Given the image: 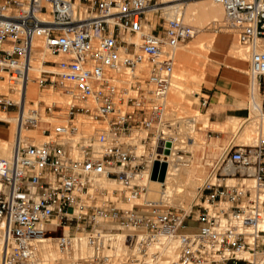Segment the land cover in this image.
Here are the masks:
<instances>
[{"label":"built area","instance_id":"2783aa9c","mask_svg":"<svg viewBox=\"0 0 264 264\" xmlns=\"http://www.w3.org/2000/svg\"><path fill=\"white\" fill-rule=\"evenodd\" d=\"M180 1L190 0H0V80L20 86L17 99L0 93V109L16 115L12 155L0 156L1 264H58L40 260V246L65 251L80 239L93 253L70 264H264V138L231 141L189 211L143 198L134 181L148 160L127 137L155 128L156 157L170 147L161 127L170 124L173 51L197 34L170 14ZM214 1L241 43L264 39V0ZM37 38L61 59L43 60L35 81L72 98L65 114L57 101L28 99ZM250 73L264 93V50L251 53ZM85 119L103 129L83 135ZM23 129L46 139L32 142ZM98 176L122 188L94 191ZM118 236L124 259L112 253ZM173 240L179 256L170 262L154 248Z\"/></svg>","mask_w":264,"mask_h":264},{"label":"rangeland","instance_id":"374dc122","mask_svg":"<svg viewBox=\"0 0 264 264\" xmlns=\"http://www.w3.org/2000/svg\"><path fill=\"white\" fill-rule=\"evenodd\" d=\"M191 1H196V0H191ZM180 2H183V1H180ZM186 16L187 15L185 14V16H184L185 21L186 22L188 21L187 23H189L191 25L194 24L193 21H191L192 19H190V17L192 18L193 16L191 15L189 18H188V16L187 17ZM218 19L219 18H217L216 21L211 22L209 24H203L202 25V23H199L197 29L200 30V32L198 33L197 37L187 41L181 47H187L188 48V46L189 47L192 46V43H194L196 40H198L199 37H201V36L204 37L207 35L206 37H208V39H211L213 41L216 37H226L227 35L230 34V35L234 36L235 41L238 42L239 46L241 45V46L248 48V51H245L249 55V56H246V58L248 57L247 60H245V61L239 60L238 57L232 52L233 42L227 43L222 48V50H220V47H218V46L217 47L215 46V48H216L215 50H207V49H205L203 47L201 48L199 46L198 48H196V50H197L196 53L193 54V59H194V61H201V62H197L195 64H190V63H183L181 60H178V59L175 60L173 82L177 79L178 75L181 74V72H180L181 69L179 70V68L186 67V69H189L190 71L193 70L195 72H198V71L203 72V68L205 67L204 66L205 63H207L206 66L209 67V69H210V81H212V82L210 84H202V85H200V87H198V82L194 78H191L190 71L188 72V70H186L188 75L185 78V83H184L185 85L184 84L182 85V88L184 89L185 92L181 94L182 96H180V99H179V96H176L177 92L174 91V87L172 84L171 89H170V93H169V96H168L167 102H166V114H165V116H166L167 122H170V124H169V130H170L169 131V138L178 137L179 140H182L181 141L182 145L177 146V151H176L177 156H183L185 160L189 161V164L194 163L195 165L198 166V168H201V167L205 168V170L202 174H201V172L198 173V176L200 178H199L198 182L196 183L198 185L192 189L193 192L190 194L191 195L190 196V203H193V199H195V196L198 192V189L203 185L204 181L207 178L208 171L211 169L213 164H215L216 160L221 155H223L225 147L231 141L234 144H242V145L245 144L244 142L241 141L242 140L241 135L243 134V132L240 130L233 129L230 132L220 131V130H217V128H215L213 126H210L209 124H203L202 122L196 123V125H194V124L188 125V123H187L188 115L185 114L184 111L181 109L182 101L189 108L190 105L192 104L193 99H194L193 98L192 100L191 99L189 100L186 97V95L188 96L189 94H192L193 92H197L200 90L198 103L196 106L192 107V112L190 113V116H195L196 114L207 115L208 121H211L210 120V113L209 112L206 113V110H207L206 107L201 104L202 101L200 99V96H202V93L206 90V88L212 86V84L215 82V79L218 77L220 72H222L224 70H230V71L236 72L238 74H243L246 76L247 81H249V77L251 76V73H250V56H251V52H252L251 48H253V47L241 43L239 40L238 34L232 28L224 27L225 26L224 19L220 18V21H218ZM194 26H196V25H194ZM202 39L200 41H202ZM202 61L204 62V64ZM39 74L40 73H38L37 76H39ZM125 76L127 77L126 73H125ZM6 84H7V92L6 91H0V93H8V90L10 87H8L9 83L7 81H6ZM237 84L238 85L242 84V86H244V82L239 80V78L237 79ZM36 87L38 89L37 96L35 95L36 97L33 96L35 98L31 97L29 99H35L36 101L44 99L47 102L57 101L62 106V108L64 109L61 114H65L67 107L73 102L71 97L63 94L62 92H59L60 90H58V89L41 88V87H39L38 83H37ZM250 88H251V86L249 85V86H247L246 90L242 89V88H236V89L234 88L232 91H234L235 93H237L239 95H243L245 93L246 98L248 100ZM255 92L256 91H254V93ZM256 93H258V92H256ZM258 95H259V93H258ZM262 95H263L262 99L264 101V93H262ZM67 98L69 100H67ZM87 103H90V102H87ZM250 104H251V100H250ZM248 106H250V105H248ZM250 112H251V110H250ZM0 114L11 116V117L16 116L14 113H7V112L2 111L1 109H0ZM247 115L252 117L251 113L249 115V110L246 111V116ZM14 122L15 121H13V123L11 122L12 123L11 124V123H5L3 121H0V126H10V127L12 126L13 131H15V128H16L15 123L16 122L15 123ZM246 124H248V123L245 122L244 125H246ZM95 128L103 129V126H102V124H100L98 122H94V121H90L88 119H85L83 121L82 134L87 136V137L88 136L92 137V134H93V131ZM188 128H189V130H188ZM253 130L254 129L249 130L248 133L246 132L247 133L246 137L248 139H250L249 138L250 136L253 137L251 139H258L260 136V138L258 139L259 141L262 138H264V136L261 135V133L259 131H256V130L253 131ZM27 133H28L27 134L28 136H31L30 139L33 138L34 141H32V142L38 143L41 140L46 139L36 129H29ZM251 134H253V135H251ZM254 135L256 138H254ZM157 136H158V134H156V130L154 128L151 130L135 131L132 133V135L127 137L126 140L128 142H130L131 144H133L134 146H136V153L137 154H145L146 155V158H147L148 164H149V159L152 156V154L155 152L156 147H157L156 146ZM5 137H7V136H5ZM12 138H15L14 135L12 136ZM144 138H148L146 142L142 141V139H144ZM194 141H195V143H194ZM10 142L14 146V143L12 141H10ZM198 142H199V144H198ZM192 143H194V144L192 145ZM194 145H195V147H193ZM191 157L193 160L191 159ZM148 168H149V166L144 171H147ZM158 170L161 171V168H159ZM98 177L106 179L107 185H104V186L102 185V186H97V187L95 186V187H93L94 191H99V189H101V190L102 189H109L110 191H112L113 189H121L122 188L120 186V183L117 182L116 180H110V178H107L106 176H98ZM111 181H114V182H111ZM142 186H144V185H142ZM144 187L147 188L146 186H144ZM146 191H147V189H146ZM146 191H145V193H146ZM99 193L96 194V195H98V201H102L103 197ZM145 193L143 194V198L157 200V198L154 195H151L150 192H147L146 194ZM176 197H177V194H176ZM194 202H196V199ZM166 205L167 206H175L173 204L171 205L170 203H167ZM175 207L183 208V207H179V206H175ZM184 209H186V208H184ZM0 231H2L1 228H0ZM78 242H81V239L74 241L71 246L72 247L76 246L78 244ZM50 243L52 245V248L59 249L56 244H54L53 242H50ZM113 254L116 257H124V255L126 254V247L124 246V244L122 242L121 236L117 237ZM86 256L87 255L82 256V257L87 258L88 256L87 257ZM57 261H58L57 262L58 264H66L67 262H69L68 264H70V261H67L65 259H59ZM61 262H63V263H61Z\"/></svg>","mask_w":264,"mask_h":264},{"label":"bare ground","instance_id":"6f19581e","mask_svg":"<svg viewBox=\"0 0 264 264\" xmlns=\"http://www.w3.org/2000/svg\"><path fill=\"white\" fill-rule=\"evenodd\" d=\"M176 11L182 13L183 17L185 16V14L188 16V18L192 15L194 18L190 17V19H192L191 21H193V23H194L192 25L193 26L196 25L195 26L196 29L198 28L199 23H202V25L203 24H209L211 22L216 21L217 18H219L218 21H220V18H223L224 24H225L224 27L230 28L226 24L225 13H224V9H223L222 5L217 3L214 0H196V1L190 0V1H186V2H178L174 6V8L170 10V14H174ZM184 20H185V18H184ZM199 32H200V30L197 29V34L195 35V37H197ZM206 36L199 37V39L196 40L194 43H192V46H190V47L188 46V48L187 47H181L185 43L178 46L173 51L174 59L175 60L178 59V60H181L183 63H190V64H195L197 62H201V61H194V59H193V54L196 53V51H197L196 48H198L200 46L201 48L203 47L207 50H215L216 49L215 46L220 47V45H221L218 42L220 37H216L212 41L211 39H208V37H206ZM201 39H202V41H200ZM237 45H238V42H237ZM35 46L38 47V51L34 55L33 68L30 72V78H29L27 86H26L28 99L31 97L35 98L37 96L38 89L36 87L37 82L35 80L38 77L37 76L38 73H40V71H41V68H42L41 62L45 59H50V60L61 59L60 57H56V56L52 55L51 53H49L44 48V43H43L42 39L37 38L35 41ZM238 47L240 48L241 46H238ZM251 49H252V52L254 50H264V39L260 40V43ZM236 52H238V51H236ZM238 54L240 56H242L243 58H246V56H249L245 51L241 50V52H240V49H239ZM203 64H204V62H203ZM174 69H175V67H174ZM179 70H180L181 74L178 73L179 75H178L177 79L173 82V87H174V91L177 92L176 96H179V99H180V96H182L181 94L185 92L184 89L182 88V85L185 83V78L188 75L186 70H188V72L190 70L186 69V67L179 68ZM190 74H191V78H194L198 82V87H200L202 81H204L203 78L206 75L201 71L195 72L193 70L190 71ZM207 77L208 76H206V78ZM8 85H9L8 87H10L8 90V93H10L15 99H17L19 96L20 86L19 85L14 86L13 90H12L10 84H8ZM0 91H6L7 92V84H6L5 80H0ZM255 91L258 92V89H256ZM197 92H199V91H197ZM256 92L251 97V104L249 106V110H251L250 113H251L252 117H249L247 119L246 118L245 119L244 118H229V120L223 124L217 123V124H214L212 126L217 128V130H220V131L230 132L233 129H235V130L237 129V130L242 131L243 134L241 135L242 136L241 141L245 143L244 145H254L257 142H259L258 139L260 138V136L258 139H251V138H253L251 136L249 137L250 139H248L246 137L247 136L246 134L248 133V131L252 130V129L259 131L261 133V135L264 136V110L262 108L261 97ZM33 96H35V97H33ZM67 100H69V99L67 98ZM0 120L5 122V123H11V122L13 123V121L16 122V116L11 117V116L0 114ZM197 122L199 123L200 121L197 120ZM245 122H247L248 124L244 125ZM205 123H206V121H205ZM161 129H163L167 133V135L165 137H163V139L165 138L164 140L170 142L169 151H162L161 157H159V156L156 157L158 154H157V151L155 150V152L150 157L149 164H148L149 166H151V173L149 170L146 172H141L139 175H137L135 177L134 181L141 184V185L146 186L147 187L146 193L150 192L151 195H154L157 198V200L162 202L163 204L166 205L167 203H170L171 205L173 204L175 206L183 207V209L186 208L185 210L189 211L191 209L196 197H197V194L195 196V199H193V203H190L191 191H189L187 187H189L188 185H190V184L194 185L195 183L198 182V180L200 178L198 176V173L201 172V174H202L204 172L205 168H202V167L198 168V166L195 165L194 163L189 164V161L185 160L183 156H177V152H176L177 146L182 145V142H181L182 140H179L178 137L169 138V131H170L169 125L164 124L161 127ZM28 130L29 129H23L22 135L25 138L30 139L31 136L27 135ZM101 130H102L101 128H95L94 131L92 130L93 131L92 136H95ZM188 130H189V128H188ZM10 131H11L12 136L14 135V137H15L16 128H15V131H13V128L11 126ZM253 134H251V135H253ZM254 138H256L255 135H254ZM160 140L161 139L159 138V136H157L156 146H158V144L160 143ZM31 141H34L33 138H31ZM35 143H37V142H35ZM194 143H195V141H194ZM194 143H192V145ZM198 144H199V142H198ZM13 147L14 146H13V144H11L10 141L0 139V156L10 157L12 155V152H13ZM193 147H195V145ZM135 151H136V146H135ZM155 163H159V165L165 164V166H166V173H165V176L162 180H160L159 178H153L152 177L153 167H154ZM110 180H114V179L110 178ZM111 182H114V181H111ZM248 184L252 189L254 188V182L252 180H250L248 182ZM93 185H94V187L95 186L96 187L102 186V185L104 186V185H107V181L104 178L96 177L93 180ZM191 190H192V188H191ZM176 194H177V197H176ZM3 248H4L3 233H2V231H0V264L2 261V257H3ZM154 249H158V250L162 251L165 258L170 262L175 260L179 256V250H178L179 245H178V242L176 240L165 241L163 245L157 246ZM92 253H93V250H92L91 246L85 241V239H81V242H78V244L76 246H74V247L70 246L65 251H61L59 249L52 248V245L50 242L43 243L39 248L40 260L54 261V262L55 261L58 262L57 260H59V259H65L67 261H71L72 259H74L77 256L87 255L88 257H90L92 255ZM127 254H128V249L126 248V254L124 255V257H116L114 254L113 255L116 258L124 259ZM61 263H63V262H61ZM68 263L69 262H67L66 264H68Z\"/></svg>","mask_w":264,"mask_h":264},{"label":"crops","instance_id":"0c3cea01","mask_svg":"<svg viewBox=\"0 0 264 264\" xmlns=\"http://www.w3.org/2000/svg\"><path fill=\"white\" fill-rule=\"evenodd\" d=\"M232 41H233L232 52L234 51L233 53L235 55L239 52V49H240V52H241V50L242 51H248L247 47L240 45L242 48L241 47L239 48L238 47L239 45H237V42L235 41L234 36L230 35V34L227 35L226 37H220L219 38L218 42L221 44L220 50H222V48L227 43L232 42ZM235 50L238 52H236ZM236 56L238 57L239 60H243V61L247 60V58H243L242 56H240L238 54ZM206 64L207 63L204 64L205 67L203 68V73L208 77L206 78V76L204 75L205 76L203 78L204 81H202L201 85L202 84H210L212 82V81H210V78H209L210 77V69H209V67L206 66ZM238 78H239V80L244 82V86H242V84H239V85L237 84ZM249 85H251V76L249 77V81H247L246 76L243 74H238V73L232 72L230 70H224V71L220 72V74L215 79V82L212 84V86L206 88V90L202 93V96H200L201 100H203V99L208 100V104L205 107L207 109L206 113L207 112L210 113V120L211 121H208L207 115L196 114L195 116H190V113L192 112V107L196 106L198 103L199 93H200V90H199V92H193L192 94H189L188 96L186 95V97L189 100L190 99L192 100L194 98L192 101V104L190 105L189 108L183 101L181 104V106H182L181 109L184 111L185 114L188 115V118H187L188 125H190V124L196 125V123H198L197 120H199L203 124H210V126H212V125L217 124V123L223 124V123L227 122L229 120V118H244V119L249 118L250 116H248V115L246 116V111L249 110L248 105H250L251 97L253 96L256 88L258 89V93L261 97L262 108H263L262 92L259 90L258 86H251L250 92H249V99L247 100L245 93L243 95H239V94L235 93L234 91H232L234 88L235 89L236 88H242V89L246 90L247 86H249ZM249 115H250V110H249ZM205 121H206V123H205ZM5 136H7V137H5ZM0 139L6 140V141H12L14 143L15 138H12L10 126H0ZM191 159H192V157H191ZM148 170L151 173V166H149ZM143 172H146V171H143ZM197 185L198 184H196V183L194 185L190 184V185H188L189 187H187V188L192 193L193 191L191 190V188L193 189Z\"/></svg>","mask_w":264,"mask_h":264},{"label":"water","instance_id":"95a60500","mask_svg":"<svg viewBox=\"0 0 264 264\" xmlns=\"http://www.w3.org/2000/svg\"><path fill=\"white\" fill-rule=\"evenodd\" d=\"M168 146H170V142H168ZM166 151H169V149H167ZM159 168H161V171L158 170ZM165 173H166L165 164L159 165V163H155V165L153 167L152 177L153 178H159L160 180H162L165 176Z\"/></svg>","mask_w":264,"mask_h":264}]
</instances>
